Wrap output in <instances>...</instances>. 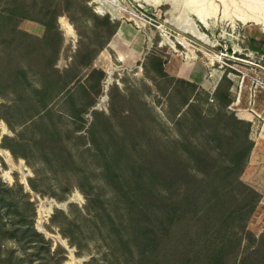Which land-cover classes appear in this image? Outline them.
<instances>
[{
  "label": "rangeland",
  "instance_id": "obj_1",
  "mask_svg": "<svg viewBox=\"0 0 264 264\" xmlns=\"http://www.w3.org/2000/svg\"><path fill=\"white\" fill-rule=\"evenodd\" d=\"M99 1L0 0V191L37 229L44 200L69 201L45 218V231L38 229L53 249L44 254L46 262L34 255L33 264H69L72 256L82 264H135L124 261V202L116 189L122 185L107 175L123 177L128 166L123 159L108 167L107 158L117 152L135 157L144 152V142L153 155L160 136L173 141L184 134L197 141V115L226 111L250 122L253 147L241 178L261 195L250 214L228 224L240 247L235 264H264V245L241 225L248 218L247 230L256 240L264 235V18H240L251 12L239 0H106L123 11L115 16L100 9ZM66 21L74 36H67ZM193 26L206 35L195 36ZM51 66L58 72L41 99L34 95L38 74ZM234 152L225 146L221 161ZM212 159L207 157L210 166ZM176 162L202 174L192 156L179 155ZM186 179L181 174V186L175 187L174 201L180 215L186 214L177 216L175 233L195 238L206 225L209 235L225 232L217 205L211 218L203 214L221 183ZM248 198L253 205L255 196ZM188 249L177 243L156 264H197Z\"/></svg>",
  "mask_w": 264,
  "mask_h": 264
},
{
  "label": "trees",
  "instance_id": "obj_2",
  "mask_svg": "<svg viewBox=\"0 0 264 264\" xmlns=\"http://www.w3.org/2000/svg\"><path fill=\"white\" fill-rule=\"evenodd\" d=\"M17 32L23 35L19 30ZM57 72V69L51 66L47 71L39 73L37 81L40 88H35L34 95L44 99L49 93L50 80ZM50 100L51 97L44 101V105ZM212 121L216 122L208 126L209 129L204 126ZM195 122H198L196 126L201 131L197 141L184 134L181 139L173 138V141L160 136L161 147L155 149L153 155L148 153L149 143L144 142L143 148L141 147L144 152L140 150L138 155L135 154V157L131 158L130 155L128 157L124 154L123 157L117 152L108 160L106 153L102 152L103 158H107L106 166L121 163L123 159L128 166L124 168L123 177L114 172L107 174L122 185H117L116 189L124 202V261L132 260L135 264H156L163 257L172 255L171 250L178 243L181 246L183 244L189 246L186 254L197 264L236 263L240 247L236 245V231L230 230L228 224L231 219L235 221L234 217L250 214L261 198L260 193L241 178L250 149L253 147L249 136L250 122L240 119L229 111L218 112L211 117L199 113ZM223 123L228 124L222 126ZM225 146L228 147L229 152H235L230 153L224 163L221 161V155ZM187 150H192V153ZM213 151L215 153L210 155L209 153ZM179 155L181 157L187 155L190 159L192 156L200 163L204 175L190 173L180 162L177 163L176 158ZM208 156L213 158L211 163L214 166L207 163ZM152 161L155 162L154 168L146 167V164ZM203 164L210 166L209 169H203ZM181 174H187L186 180L193 184L212 181L221 183L219 187L213 188L203 214L211 218L210 209L217 205L218 215L225 216L224 222L227 226H222L225 232L215 236L209 235L206 225L201 234L195 238L187 239L186 235L175 233L177 216L186 215L183 213L180 215L178 205L174 201L175 187L181 186V183L179 184ZM188 185L189 183L182 184L183 188ZM19 187L22 188L20 185ZM6 189L11 190L9 187ZM196 192L194 195L201 194ZM1 194L0 191V264H33L34 255L46 262L47 258L44 254L52 253V241L36 228L32 218L26 219L24 211L17 202L8 203ZM250 195L255 196L253 205H250L248 198ZM27 204L33 205L28 200ZM199 217L201 220L205 219L204 216ZM241 225L247 236L253 237V242L258 241L259 247L264 245V235L260 240H256L247 230L248 218ZM10 241L17 246L9 247Z\"/></svg>",
  "mask_w": 264,
  "mask_h": 264
},
{
  "label": "bare ground",
  "instance_id": "obj_3",
  "mask_svg": "<svg viewBox=\"0 0 264 264\" xmlns=\"http://www.w3.org/2000/svg\"><path fill=\"white\" fill-rule=\"evenodd\" d=\"M234 1V0H233ZM241 1V3L243 2L242 5H245L244 7L247 8V10L249 9V12H251L250 14L248 13L247 16H243V17H240V18H243V19H246V20H249V19H255V20H259V19H262L264 18V0H239ZM100 3V9L102 10H107V11H111V13H113L114 15V12L115 11H120V14L122 15L123 14V11L122 10H117L116 7L114 5H110V4H107V1L106 0H101L99 1ZM112 4V3H111ZM236 11V10H235ZM240 11V10H239ZM202 12V11H201ZM117 13V12H116ZM203 13V12H202ZM202 13H200L199 15H197V17L204 23V25L206 27H209L210 24L209 22L207 21V18L205 15H203ZM234 13V12H233ZM232 13V14H233ZM238 11H236L235 15H237ZM240 13V12H239ZM244 13V12H243ZM241 14V13H240ZM246 13L242 14V15H245ZM207 15V13H206ZM234 15V14H233ZM236 17V16H235ZM64 19V18H63ZM241 19V20H243ZM263 20V19H262ZM61 21V20H60ZM192 21V19L190 20ZM62 22V21H61ZM260 23V22H259ZM62 24V23H61ZM264 24V23H263ZM63 28L67 34V36L71 37V36H74V30H73V27L66 22H64L63 24ZM196 27V26H195ZM194 26L192 27V29L190 30L191 33H193L195 36L197 37H204V33L201 32L198 28H195ZM204 39V38H203ZM111 78L108 79L107 83H106V86H105V91L109 88V85L111 83ZM104 100V98L102 99V101ZM2 153L8 158L10 159V156L8 154L7 151H2ZM20 169L22 172H24V170H26V167L21 164L20 166ZM4 175L6 177H9V172H5ZM79 195L76 194L75 195V198H78ZM65 203V202H64ZM62 203H58L57 201H55L54 199H46L42 202L41 204V207H40V216H39V220H38V226L41 230L45 231L44 227H43V222L45 220V218L52 213L53 209L56 208V207H62L61 205ZM48 235H50L49 233H47ZM83 262V259H77L75 258L74 256H72V260L69 262V264H82Z\"/></svg>",
  "mask_w": 264,
  "mask_h": 264
},
{
  "label": "water",
  "instance_id": "obj_4",
  "mask_svg": "<svg viewBox=\"0 0 264 264\" xmlns=\"http://www.w3.org/2000/svg\"><path fill=\"white\" fill-rule=\"evenodd\" d=\"M115 16V15H114ZM25 182H26V184L28 185V183H27V180L25 179ZM29 187V186H28ZM68 203H69V201H67V202H65V203H62L61 205H62V207H59V208H63V209H65L66 207H67V205H68ZM38 227V226H37ZM38 229L40 230V231H43V230H41L39 227H38Z\"/></svg>",
  "mask_w": 264,
  "mask_h": 264
}]
</instances>
